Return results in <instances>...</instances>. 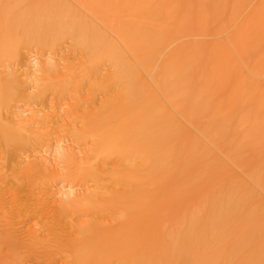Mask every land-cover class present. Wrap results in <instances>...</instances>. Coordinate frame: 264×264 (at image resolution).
Masks as SVG:
<instances>
[{
    "label": "bare ground",
    "instance_id": "6f19581e",
    "mask_svg": "<svg viewBox=\"0 0 264 264\" xmlns=\"http://www.w3.org/2000/svg\"><path fill=\"white\" fill-rule=\"evenodd\" d=\"M0 69V264H264V3L0 0Z\"/></svg>",
    "mask_w": 264,
    "mask_h": 264
},
{
    "label": "rangeland",
    "instance_id": "374dc122",
    "mask_svg": "<svg viewBox=\"0 0 264 264\" xmlns=\"http://www.w3.org/2000/svg\"><path fill=\"white\" fill-rule=\"evenodd\" d=\"M220 1H222L223 3H250L251 5H256V4H259V3H264V0H220ZM228 34H230V32H224V33H222V38L223 39H227V36H228ZM210 37V38H209ZM212 37L211 36H207L206 37V40L208 41V42H211V39ZM209 39V40H208ZM70 42H68V41H66V42H64V46H63V44H62V47L60 46L59 47V49L61 48L64 52H65V54H67V55H69V57H67V55H65V54H63V56L62 55H60L61 53H63V52H60L61 50H57V52H55V53H53V52H50V51H48V50H40V49H38V48H36V47H32L31 49H29V50H25V57H26V61L25 62H23V63H21V64H14L13 66H11V68L13 69V70H16L18 73H21L22 71H27V72H29L30 74L32 73V76H33V74H35V70H36V68H37V66H38V64L36 63V62H39V61H44V60H50V61H61V62H64L65 64H67L66 63V59L67 58H70L71 59V57H73V56H75V53H73V51H71L72 49H70V48H72V44L70 45L69 44ZM65 49H64V48ZM70 53V54H69ZM71 53H73V54H71ZM71 55H73V56H71ZM61 56H62V58H61ZM67 57V58H65V57ZM64 57V58H63ZM40 59V60H39ZM34 65V66H33ZM35 69V70H34ZM1 70V69H0ZM34 70V72H32ZM62 70V69H61ZM24 77H22V79H23ZM232 83H233V81L232 80H229L228 82H226V84H225V86H224V90H223V93L224 94H226L225 95V97H231L232 95H233V86H232ZM30 87V88H29ZM29 87L27 86V91H26V93L28 94V95H31V94H36V92L34 93V91L36 90V88H35V86H32V85H29ZM35 89V90H34ZM232 91V92H231ZM229 93V94H228ZM231 93V94H230ZM228 95V96H227ZM99 99L100 98H97V101L99 102ZM49 100H51L49 97L47 98V101L49 102ZM47 102V103H48ZM51 102V101H50ZM49 102V107H46L45 109H44V111H46L47 110V108H48V110H47V112L50 110V105H51V103ZM68 101H62V104H60V106L62 107V106H64V107H62V108H64V109H62L61 110V112H63V110H64V112L66 111V109L65 108H67V110L68 109H70L69 108V105L71 104L70 102H68L69 103V105H68V103H67ZM47 105V104H46ZM33 107H32V110L33 109H35V110H39L38 108H37V106L36 105H32ZM91 107V106H90ZM90 107L88 108V109H90ZM16 110H19V111H21L22 112V117L24 116V117H27L26 115H29V113L31 114V107H28L26 104H24V102H19V103H17L16 104ZM64 112H63V114H64ZM66 115V114H65ZM68 115H66L63 119H66L67 121H69L68 119ZM74 122V123H73ZM69 123L71 124V126H73L74 124H76L78 127L80 126V125H78L79 123L77 122V121H74V120H71L70 119V121H69ZM75 125V127H77ZM64 127V126H63ZM63 127H61V129H63ZM62 131H64V130H62ZM63 133V132H62ZM70 139L69 138H66V139H64V141L63 142H60V143H56V142H53V144L49 147V148H47V149H43L44 151H46L45 152V156L47 157V160H49L50 162H52V161H56L57 160V158H58V155H59V151L61 150V147H63V146H65V145H69L70 144ZM71 147L72 148H74V146H76L75 144H73L72 142H71ZM1 146V145H0ZM83 147V146H82ZM1 148V147H0ZM75 149L77 150H75L76 152H80L81 150H82V148L81 149H79V146H76L75 147ZM78 149H79V151H78ZM1 150V149H0ZM28 155V154H27ZM26 154H24L23 155V157L25 158V159H27L26 157H32V156H30V155H28L27 156ZM33 155V154H32ZM28 157V158H29ZM23 158V159H24ZM33 158V157H32ZM24 159V160H25ZM30 159H28V161H29ZM31 160H33V159H31ZM30 160V161H31ZM83 186V184H81V183H68V182H66V181H63V180H60V181H58L57 182V184H56V186H55V190L57 191V193H56V198L57 199H66L67 197L65 196V194H67V196H69L70 198L71 197H74V195H77L79 192H84L83 190H84V188L82 187ZM85 187V186H84ZM69 194V195H68ZM71 195V196H70ZM68 197V198H69ZM79 217H77V219H78ZM81 219H79V222H82L83 221V219H82V217H80ZM82 220V221H81ZM76 221H78V220H76ZM31 223V222H30ZM24 225H27V224H24ZM28 226V225H27ZM21 227H23V226H21ZM20 227V228H21ZM35 227L36 228H39V225H35ZM25 228H26V226H25ZM21 229H23V228H21ZM24 230V229H23ZM65 257H62L61 259H62V261H66L67 259L65 258Z\"/></svg>",
    "mask_w": 264,
    "mask_h": 264
}]
</instances>
